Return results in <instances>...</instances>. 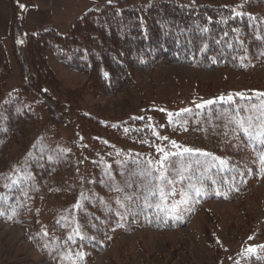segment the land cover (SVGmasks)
<instances>
[{"label": "trees", "instance_id": "obj_1", "mask_svg": "<svg viewBox=\"0 0 264 264\" xmlns=\"http://www.w3.org/2000/svg\"><path fill=\"white\" fill-rule=\"evenodd\" d=\"M11 1L19 2L23 8L15 10L10 20L8 48L0 39V165L4 163L3 156L9 154L6 142L12 135L26 132L24 126L40 122L41 115L34 106L45 113L46 120L48 116L52 123H60L68 117V102L78 101L89 91L115 90L132 79L136 69H148L158 62L206 68L234 67L242 65L245 58L257 55L259 59L264 58V0H111L83 11L63 32L51 25L26 30L24 13L32 2ZM11 57L19 68L25 95L35 102H25L20 92L6 89ZM50 57L68 68L84 72L87 76L84 85L78 89L64 86L49 64ZM233 98L212 100L190 118L191 123L198 116L208 118L212 112L234 115L247 106L237 101L238 97ZM247 99L250 100V96ZM75 114L78 128L92 130V122L96 127H103L104 134L113 141L138 148H132V154H122L120 163L99 165L100 171L93 183L71 203L65 204L59 215L51 218L50 228L59 233L43 227L30 234L34 242L53 245L54 258L62 259L64 264H87L92 254L106 249L114 231L138 226L167 228L178 220L172 216L175 213H179V224L183 225L197 211L202 199L237 197L264 177L261 145L238 127L239 141L245 147L239 141L228 146L232 148L231 155L222 164L212 167L209 178L205 179L211 186L209 191L197 195L195 187L190 188L187 183L191 180L196 185L193 178L202 174L198 168L201 164L169 165L171 183L161 181L157 171L151 174L135 171L134 163L139 158L145 160L157 140L156 132L145 117L136 115L130 120L103 123L81 108ZM256 131L258 129L250 130L252 135ZM38 152L41 164L32 161L36 165L32 174L22 175L5 185L0 195L6 197L0 198V203H17L27 213L31 211L29 195L34 196L37 189L52 192L42 175L51 172L55 161L66 162L65 156L56 149L38 148ZM210 167L208 164V169ZM118 180L123 185L112 183ZM164 183L167 185L163 186ZM118 186L127 188V199L111 196ZM161 193L175 201L178 208L168 211L163 207ZM20 221L28 228L33 223L25 217ZM237 233L238 228L231 229L224 240L208 235L211 255L217 256L220 251L222 254L227 240H233ZM258 233L264 237V216L259 221ZM236 264H264V246Z\"/></svg>", "mask_w": 264, "mask_h": 264}, {"label": "rangeland", "instance_id": "obj_2", "mask_svg": "<svg viewBox=\"0 0 264 264\" xmlns=\"http://www.w3.org/2000/svg\"><path fill=\"white\" fill-rule=\"evenodd\" d=\"M106 1L111 0H49L48 18L38 25L25 28L35 31L51 25L63 32L83 11L99 7ZM32 3L36 4L35 1ZM21 5L17 1L0 0V23L9 24L14 11L17 12ZM0 38L8 48V36L0 33ZM10 60L6 89L20 92L25 102H35L34 98L25 95L19 68L12 57ZM49 64L64 86L78 89L84 85L87 77L84 72L68 68L52 57ZM241 64L206 68L186 63L158 62L148 69H136L133 78L115 90L89 91L78 101L68 102V117L60 120V123H52L48 116L46 120L45 113L34 106L41 115L40 122L24 126L26 132L16 133L6 142L9 154L3 156L4 163L0 165V192L5 185L15 182L22 175L32 174L36 166L32 161L41 164L38 148L49 151L56 149L60 155L64 154L66 162L55 161L51 172L42 175L52 192L37 189L34 196L29 195L30 212L26 213L17 203H0V264H64L62 259L58 261L57 257L54 258L53 245L34 242L30 234L43 227L54 234L59 233L57 229L50 228L53 225L51 218L59 215L65 204L71 203L93 183L100 171L99 165H109L112 161L120 163L122 154H132V148H138L113 141L104 134L103 127H96L92 122V130L78 128L75 120L77 109L92 113L103 123L108 120H130L136 115L145 117L156 132L157 140L148 157L145 160L139 158L134 163L135 171L149 174L157 171L161 181L171 182L169 165L177 167L179 163H198L201 164L198 168L202 174L194 175L196 185L191 180L187 185L200 188L201 193L208 192L211 186L207 185L205 179L209 178L211 168L228 159L232 148L227 147L239 141L240 133L236 127L242 129L243 122V127L247 128V118L251 116L253 127L250 130L258 129L255 125L259 123V112L252 106L264 99L256 95L264 93V58L259 59V55L245 58ZM229 95L238 97L237 101L245 102L247 106L234 115L212 112L214 114H208V118L198 116L191 123L190 118L209 104L206 101L220 97L228 100ZM249 96L250 100L247 99ZM183 109L189 111L184 112ZM169 113L172 115L169 116ZM173 141L176 147H173ZM158 148L164 151H157ZM184 148L199 151L185 153ZM164 152L179 154L163 160L164 167L161 169L158 162L163 159ZM114 154V158H109ZM208 164L211 165L209 169ZM112 183L123 185L119 180ZM158 187L160 189V185ZM115 190L111 196L127 199V188L120 186ZM163 195V200L160 199L163 207L168 211L178 208L175 201ZM4 197L5 194L0 195V198ZM38 197L41 199L38 200ZM199 205L183 225L179 224L178 219L167 228L138 226L127 231H114L106 249L92 254L87 264H236L249 258V248L256 251L261 245L264 246V237L258 233L259 221L264 216V177L249 186L242 195L204 198ZM39 206L40 209L37 208ZM172 216L177 218L180 215L175 213ZM24 217L33 222L29 228L20 223ZM236 228L238 233L233 240H227L222 254L220 251L217 256L211 255L207 236L224 240L227 233Z\"/></svg>", "mask_w": 264, "mask_h": 264}, {"label": "snow or ice", "instance_id": "obj_3", "mask_svg": "<svg viewBox=\"0 0 264 264\" xmlns=\"http://www.w3.org/2000/svg\"><path fill=\"white\" fill-rule=\"evenodd\" d=\"M21 7H23V6L21 5ZM237 95L243 96L242 93H237ZM256 95L259 96V97H264V93H256ZM220 99H224V97H220ZM231 99H232V96L229 95L228 96V100L230 101ZM205 103H212V101H206ZM197 107H201V105H197ZM252 107L259 112V116L257 117V119L259 120V123L255 125V127L258 128L259 131H257L255 133V135L251 134L250 129H252V127H253V118L251 116L247 118L248 119V127L244 128L243 127V122H241V127H242V130L246 134L251 135V138L257 140V142L261 145L260 159L262 161H264V99H261V101H260V103L258 105H253ZM161 111H163V109ZM182 111L187 112L189 110L188 109H183ZM171 115L172 114L169 113V116H171ZM177 115H179V113H177ZM125 131H127V129H125ZM172 144H173V147H176L175 141H173ZM157 151L163 152L164 150L158 148ZM192 151H199V150H193V149H189V148H184L183 149V152H185V153H189V152H192ZM178 154L179 153L164 152L163 159L160 162H158V163H160L161 169H163V167H164L163 160L167 159L169 156H176ZM149 163H151V161H149ZM221 163H223V161H221ZM161 175H163V172H161ZM194 191L196 192L197 195L202 194L200 188H194ZM217 194H219V193H217ZM163 198H164L163 193H161V199L163 200ZM156 207L159 208L160 205L157 204ZM177 219H179V217H177ZM248 251L249 252H254L255 248H249Z\"/></svg>", "mask_w": 264, "mask_h": 264}, {"label": "crops", "instance_id": "obj_4", "mask_svg": "<svg viewBox=\"0 0 264 264\" xmlns=\"http://www.w3.org/2000/svg\"><path fill=\"white\" fill-rule=\"evenodd\" d=\"M36 2L31 7L27 8L24 15L25 26L28 25H38L39 22L48 18L49 9V0H30ZM0 23V33L8 35L9 24ZM1 39V38H0ZM2 40V39H1Z\"/></svg>", "mask_w": 264, "mask_h": 264}, {"label": "bare ground", "instance_id": "obj_5", "mask_svg": "<svg viewBox=\"0 0 264 264\" xmlns=\"http://www.w3.org/2000/svg\"><path fill=\"white\" fill-rule=\"evenodd\" d=\"M30 9V8H29Z\"/></svg>", "mask_w": 264, "mask_h": 264}]
</instances>
